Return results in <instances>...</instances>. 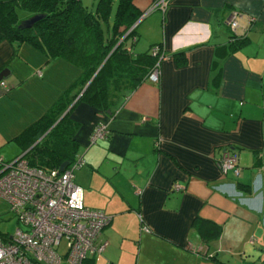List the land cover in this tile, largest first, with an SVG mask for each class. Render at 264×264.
<instances>
[{
  "label": "crops",
  "instance_id": "obj_1",
  "mask_svg": "<svg viewBox=\"0 0 264 264\" xmlns=\"http://www.w3.org/2000/svg\"><path fill=\"white\" fill-rule=\"evenodd\" d=\"M136 3L143 13L131 49L161 45L157 82L144 79L111 111L79 103L71 112L84 161L73 182L86 207L108 216L98 237L105 248L83 264H264V0ZM231 11L242 36L232 45ZM3 68L0 158L8 161L40 139L25 149V132L79 69L5 39ZM97 124L107 134L89 146ZM225 147L237 155V176L219 171Z\"/></svg>",
  "mask_w": 264,
  "mask_h": 264
},
{
  "label": "trees",
  "instance_id": "obj_2",
  "mask_svg": "<svg viewBox=\"0 0 264 264\" xmlns=\"http://www.w3.org/2000/svg\"><path fill=\"white\" fill-rule=\"evenodd\" d=\"M17 10L26 16L19 18ZM142 13L136 0H96L92 10L81 0H0V40L27 43L47 59L61 57L79 69L77 79L25 132L29 134L25 149L40 138L22 154L29 165L58 170L62 162L70 168L80 158L82 162L76 168L81 167L84 161L76 152L74 133L78 123L71 117L73 108L83 103L111 111L121 86L125 95L158 68L165 55L160 44H151L141 52L131 49L136 26L130 27ZM34 14L41 18L31 27H18L20 20ZM241 40V35L230 31L231 45ZM153 46L160 50L155 55L150 51Z\"/></svg>",
  "mask_w": 264,
  "mask_h": 264
},
{
  "label": "built area",
  "instance_id": "obj_3",
  "mask_svg": "<svg viewBox=\"0 0 264 264\" xmlns=\"http://www.w3.org/2000/svg\"><path fill=\"white\" fill-rule=\"evenodd\" d=\"M167 0H156L149 10L163 8ZM236 12L226 19L230 31L235 32ZM151 54L159 50L153 46ZM157 68L146 79L157 82ZM3 84V83H0ZM107 134L104 125L91 130L87 143L92 144ZM80 158L62 171L43 170L29 165L22 155L8 161L0 158V198L9 205L17 227L13 234H0V264H82L88 254L101 252L105 241L98 240L108 221L101 210L85 207L82 192L73 182L72 170L81 164ZM221 174L237 176L240 167L234 150L225 147L216 160ZM178 184L174 190L180 189ZM65 239V252L57 251Z\"/></svg>",
  "mask_w": 264,
  "mask_h": 264
},
{
  "label": "rangeland",
  "instance_id": "obj_4",
  "mask_svg": "<svg viewBox=\"0 0 264 264\" xmlns=\"http://www.w3.org/2000/svg\"><path fill=\"white\" fill-rule=\"evenodd\" d=\"M84 6H87L90 10L94 8V4L96 0H81ZM18 12V17L23 18L26 16V13ZM139 28L136 29V33H138ZM125 88L121 86L115 93L114 100H117L122 94H124ZM17 227V223L15 217L9 212V205L3 199L0 198V234H13L15 228ZM57 251L60 255H63L65 252V239L62 238L60 240ZM60 264H66L65 260L62 259Z\"/></svg>",
  "mask_w": 264,
  "mask_h": 264
},
{
  "label": "water",
  "instance_id": "obj_5",
  "mask_svg": "<svg viewBox=\"0 0 264 264\" xmlns=\"http://www.w3.org/2000/svg\"><path fill=\"white\" fill-rule=\"evenodd\" d=\"M141 17V16H140ZM140 17L133 23V25L130 27V29H132L133 27L136 26V24L139 22L140 20ZM41 18V15L39 14H34V15H31L30 17L28 18H25V19H22L20 20L19 24H18V27L19 28H28V27H31L32 24L34 22H36L38 19ZM129 29V30H130ZM125 36V35H124ZM9 73V69L8 68H3L0 70V80H2V78L6 77L7 74ZM70 106V105H69ZM67 165V162H62L59 167H58V170L59 171H62L64 169V167Z\"/></svg>",
  "mask_w": 264,
  "mask_h": 264
}]
</instances>
